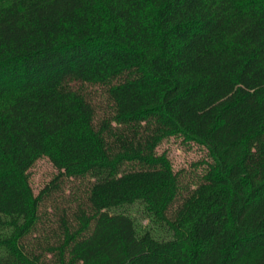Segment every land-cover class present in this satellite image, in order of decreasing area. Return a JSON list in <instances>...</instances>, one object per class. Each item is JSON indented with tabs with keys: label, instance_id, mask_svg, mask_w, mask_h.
<instances>
[{
	"label": "trees",
	"instance_id": "16d2710c",
	"mask_svg": "<svg viewBox=\"0 0 264 264\" xmlns=\"http://www.w3.org/2000/svg\"><path fill=\"white\" fill-rule=\"evenodd\" d=\"M0 264H264V0H0Z\"/></svg>",
	"mask_w": 264,
	"mask_h": 264
},
{
	"label": "rangeland",
	"instance_id": "374dc122",
	"mask_svg": "<svg viewBox=\"0 0 264 264\" xmlns=\"http://www.w3.org/2000/svg\"><path fill=\"white\" fill-rule=\"evenodd\" d=\"M163 151L167 154L175 169L185 168L186 171L190 170L191 174L194 175L196 171H200L204 167L201 160L206 157V150L197 143L185 142L181 136L164 138L157 146V152ZM56 171V168L46 156L38 158L29 168V180L34 193H37ZM124 209L134 216L138 228L148 227L152 224L141 204H130Z\"/></svg>",
	"mask_w": 264,
	"mask_h": 264
}]
</instances>
